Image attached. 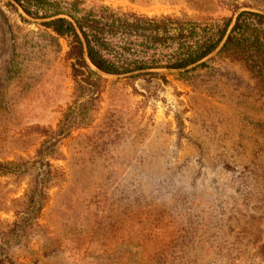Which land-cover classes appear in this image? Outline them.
Returning <instances> with one entry per match:
<instances>
[{
    "label": "rangeland",
    "instance_id": "1",
    "mask_svg": "<svg viewBox=\"0 0 264 264\" xmlns=\"http://www.w3.org/2000/svg\"><path fill=\"white\" fill-rule=\"evenodd\" d=\"M100 4L200 21L264 13V0H85L82 8ZM41 24L0 0L2 163L32 161L42 132L57 130L79 94L68 41ZM253 57L256 70L227 51L183 76L157 71L166 81L83 82L74 109L88 102L92 122L61 141L52 164L64 180L17 237L14 201L31 176L0 177V262L264 264V62Z\"/></svg>",
    "mask_w": 264,
    "mask_h": 264
},
{
    "label": "trees",
    "instance_id": "2",
    "mask_svg": "<svg viewBox=\"0 0 264 264\" xmlns=\"http://www.w3.org/2000/svg\"><path fill=\"white\" fill-rule=\"evenodd\" d=\"M24 12L35 19H48L66 14L77 24L87 48L90 63L100 72L110 75L139 74L124 79L160 78L166 75L153 72L158 69H184L212 55L222 44L232 25V19L222 21H200L188 15L147 16L136 12L124 11L104 4L83 9L85 0H15ZM133 1V0H131ZM41 26L51 30L57 37L68 41L70 50L67 58L72 62L73 76L78 86L74 104L65 112L56 131L42 132L45 141L32 161L20 159L0 162V177L24 178L31 176L29 187L16 203V221L12 231L14 237L33 229L40 219L49 199L48 191L64 180V173L55 168L52 160L61 158L59 145L69 136L72 127H88L90 112H84L89 103L75 107L84 98L82 83L92 84V78L101 81L98 73L92 71L85 59L84 44L74 24L66 18H56ZM264 14L243 11L219 52H234L256 70L253 54H258L264 62ZM208 67L203 62L198 67L179 73V76ZM258 73L264 74V67L258 66ZM84 69L88 71L85 77ZM82 77V80L79 78ZM98 97H91L96 101ZM6 234L2 232L1 237ZM0 264H3L2 261Z\"/></svg>",
    "mask_w": 264,
    "mask_h": 264
},
{
    "label": "water",
    "instance_id": "3",
    "mask_svg": "<svg viewBox=\"0 0 264 264\" xmlns=\"http://www.w3.org/2000/svg\"><path fill=\"white\" fill-rule=\"evenodd\" d=\"M9 1H10L11 3H13V4H14V5L20 10V12H22V15H23L27 20H29V21H31V22H35V23H44V22H48V21L53 20V19H56V18H61V17L70 20V21L74 24V26H75V28H76V30H77L79 36L81 37L83 44H84L85 59H86L87 63L90 65L91 69H92L93 71H95L96 73H98L99 75L104 76V77H107V78H112V79H122V78L131 77V76H135V75L139 74V72H134V73H128V74H125V75H110V74H106V73L100 72L99 70H97V69H96V68L90 63V61H89V59H88V56H87V48H86V43H85V41H84V38H83V36H82V34H81V32H80V30H79V28H78L76 22H75L71 17H69V16H68V17H63V16H60V15H59V16H56V17L48 18V19H35V18H32V17H28L26 14H24L22 8L20 7V5H19L15 0H9ZM242 12H243V11H242ZM249 12H253V11H249ZM240 13H241V12H239V14H240ZM255 13L264 14L263 12H255ZM239 14H238V15H239ZM238 15H237V16H238ZM236 18H237V17H236ZM235 21H236V20H235ZM235 21L232 22V25H231L230 28L228 29V32H227V34H226V36H225V38H224V41H223L222 44L220 45V47H219V48H218V49H217L212 55H210L209 57H207V58H205L204 60H202V61H200V62H198V63H196V64H193V65H191V66H189V67H187V68H184V69H158V70H154L153 72H157V71H159V70H162V71H168V72H170V73H182V72L189 71V70H191V69H193V68H196V67H198L201 63L208 61L210 58H212L214 55L218 54V53L221 51V49L223 48V46H224V44H225V42H226V40H227V38H228V36H229V34H230V32H231V29H232V27H233Z\"/></svg>",
    "mask_w": 264,
    "mask_h": 264
}]
</instances>
